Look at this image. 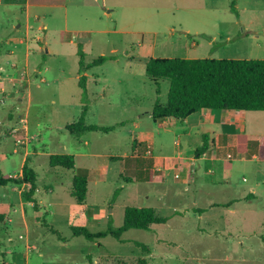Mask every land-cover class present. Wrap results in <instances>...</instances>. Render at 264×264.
<instances>
[{"label": "rangeland", "instance_id": "1", "mask_svg": "<svg viewBox=\"0 0 264 264\" xmlns=\"http://www.w3.org/2000/svg\"><path fill=\"white\" fill-rule=\"evenodd\" d=\"M104 2L0 0V179L19 183L0 182V264H264V161L254 158L264 113L245 120L247 112L203 110L187 124L156 121L158 86L145 71L154 58L264 60V0ZM80 44L87 63L117 60L86 71V122L110 131L76 138L66 125L82 114ZM169 84L160 82L162 103ZM203 142L199 162L187 147ZM55 154L74 155L76 167L52 168ZM156 158L170 169L157 170ZM26 159L38 175L36 205L24 196ZM80 172L88 175L82 204L73 189ZM127 207L153 208L168 221L120 240L73 236V227H122Z\"/></svg>", "mask_w": 264, "mask_h": 264}, {"label": "trees", "instance_id": "2", "mask_svg": "<svg viewBox=\"0 0 264 264\" xmlns=\"http://www.w3.org/2000/svg\"><path fill=\"white\" fill-rule=\"evenodd\" d=\"M13 4L15 0H4ZM2 45L0 43V49ZM79 57V87L82 89V114L75 123L67 124L66 130L76 138H81L91 132L108 133L110 129L89 125L86 122L90 112L91 101L88 95V77L86 71L103 66L109 61H116L115 56H99L91 62H86L83 45H78ZM146 75L156 84L157 99L151 117L154 120L173 118L180 121L201 110H220L231 112H263L264 113V60L235 59H163L154 58L145 67ZM169 81V91L166 103L161 102L160 82ZM208 150V143L196 152L200 157ZM257 157L264 161V141L259 140ZM117 158L114 161H120ZM26 159L22 168V180L28 185L25 199L36 205L34 194L37 190V173L30 167ZM52 168L73 170L76 167L75 156L71 154H55L49 158ZM0 182L19 184L16 179H0ZM131 182V180H128ZM1 184V183H0ZM74 196L79 204L86 201L88 192V175L80 172L73 181ZM122 189L116 190L114 200ZM167 218L158 217L153 208L127 207L124 213L122 227L114 229L110 222L106 231L93 233L86 227H73L74 237H84L93 242L112 236L120 240L124 233L131 229L151 231L152 226L166 224ZM57 233L56 231H53ZM135 246L149 254L150 248L143 243L135 242ZM139 264H148L142 259Z\"/></svg>", "mask_w": 264, "mask_h": 264}, {"label": "crops", "instance_id": "3", "mask_svg": "<svg viewBox=\"0 0 264 264\" xmlns=\"http://www.w3.org/2000/svg\"><path fill=\"white\" fill-rule=\"evenodd\" d=\"M29 8H28V12H29V14L31 13V6L29 5L28 6ZM110 15H112V12H110ZM26 16H27V12H26ZM196 46H198V43L196 44ZM201 111H203V110H201ZM201 111H199V112H201ZM199 112L198 113H196V114H199ZM239 113H241V112H231V111H223L222 112V116H224V117H230V118H233L235 115H237V114H239ZM249 113H263V112H247V115H244V118H245V120L248 118V114ZM196 114H194V115H196ZM194 115H192V116H194ZM192 116H190L189 118H187L186 120H183V121H180V120H178V121H180V122H183V124H187L188 122H189V120H190V118L192 117ZM167 119H173V118H167ZM167 119H163V120H158V121H161V122H166L165 120H167ZM210 119V114L209 113H206V115L205 116H198V118H197V120H196V123H197V125L198 126H201V127H203L204 125H206L207 123H208V120ZM175 120H177V119H175ZM249 121V119L247 120V122ZM231 122V121H230ZM246 121H241V123L243 124V123H245ZM231 126H232V128H235L234 130H237L238 132H239V134L240 133H244L245 134V129L244 128H241V132H240V128H239V126L237 125V126H235V125H233V124H231ZM184 132V134L185 135H187V136H189V137H191V133L189 132V131H183ZM202 138L203 139H205L204 138V134L202 135ZM248 140H253V141H256L255 140V136L254 137H252V138H249ZM204 143V142H203ZM177 144V146H179V143H176ZM189 149V150H188ZM197 149V148H196ZM193 149V148H191V147H187V153L189 154V155H192V152H197L199 149ZM180 149H177L176 151H177V155L179 156V157H182V153H181V151H179ZM208 151V150H207ZM207 151L203 154V155H201L200 157H198L197 158V161H199V162H201L202 160H203V158H204V156H206L207 155ZM197 154V153H196ZM193 157V156H192ZM191 158V157H190ZM190 158H188V159H186L185 161H188ZM254 158H256L257 160H259L258 159V157H257V152H256V154H254ZM193 159V158H192ZM156 168H157V170H163V171H167V170H169L170 169V167H169V165L167 166V168H166V165H164L162 162H161V158H156ZM179 160H182V158H180ZM260 161V160H259Z\"/></svg>", "mask_w": 264, "mask_h": 264}, {"label": "water", "instance_id": "4", "mask_svg": "<svg viewBox=\"0 0 264 264\" xmlns=\"http://www.w3.org/2000/svg\"><path fill=\"white\" fill-rule=\"evenodd\" d=\"M98 3H99V5H100L102 8H105V2H104V0H98Z\"/></svg>", "mask_w": 264, "mask_h": 264}, {"label": "built area", "instance_id": "5", "mask_svg": "<svg viewBox=\"0 0 264 264\" xmlns=\"http://www.w3.org/2000/svg\"><path fill=\"white\" fill-rule=\"evenodd\" d=\"M231 156L229 155V158H230ZM193 172H194V169L192 170Z\"/></svg>", "mask_w": 264, "mask_h": 264}]
</instances>
